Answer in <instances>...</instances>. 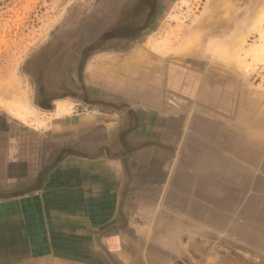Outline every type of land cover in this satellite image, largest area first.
I'll list each match as a JSON object with an SVG mask.
<instances>
[{"label": "rangeland", "instance_id": "374dc122", "mask_svg": "<svg viewBox=\"0 0 264 264\" xmlns=\"http://www.w3.org/2000/svg\"><path fill=\"white\" fill-rule=\"evenodd\" d=\"M192 29L187 42L213 64L202 67L207 61L198 55L175 62L204 71L203 101L217 87L215 106L200 107L195 134L175 157L167 196L172 207L140 214L142 223L150 218L148 233L155 240L130 246L127 260L264 264V0H0V89L9 90L19 117L34 121L35 85L26 70L39 51H51L35 61L39 75L46 73V58L57 54L55 63L64 57L77 80L78 49L162 52L185 42ZM145 196L157 198L154 191Z\"/></svg>", "mask_w": 264, "mask_h": 264}, {"label": "crops", "instance_id": "0c3cea01", "mask_svg": "<svg viewBox=\"0 0 264 264\" xmlns=\"http://www.w3.org/2000/svg\"><path fill=\"white\" fill-rule=\"evenodd\" d=\"M192 30L179 48L91 55L83 69L90 97L36 105L34 121L0 89V264H131L129 247L155 240L140 214L172 207L175 157L200 107L215 106L217 87L203 101L204 71L175 62L198 55L202 67L213 64L187 42ZM152 191L157 198L147 200Z\"/></svg>", "mask_w": 264, "mask_h": 264}, {"label": "trees", "instance_id": "16d2710c", "mask_svg": "<svg viewBox=\"0 0 264 264\" xmlns=\"http://www.w3.org/2000/svg\"><path fill=\"white\" fill-rule=\"evenodd\" d=\"M103 49H94L89 50L88 47H83L78 52H76V57L78 58V65H77V80H74L68 71H66V62L64 57H61L62 62L55 63L57 54H52L46 58L45 62L42 63L46 66V73L45 75H39L34 69L35 66L39 64L35 61L39 62V59L43 57V54L49 53L51 51H42L38 52L34 57L37 59L32 58L30 63V68L26 70L27 74L32 77L33 83L35 85V95H34V103L41 109H50L52 107V101L59 98L64 97H72V98H84L86 96L90 97L88 90L86 89L83 83V69L85 62L88 57L91 55L101 51ZM66 58V57H65ZM57 64V65H56ZM60 67V69H59ZM85 93L81 95L80 93ZM96 100L97 98L94 97ZM100 107L99 105H96ZM128 132V130L126 131ZM133 149L131 146H127V155H129V151ZM100 151L102 148L99 149ZM102 153V152H100Z\"/></svg>", "mask_w": 264, "mask_h": 264}]
</instances>
